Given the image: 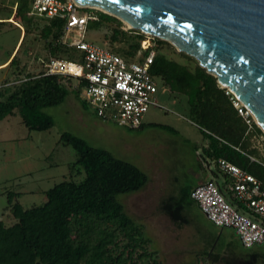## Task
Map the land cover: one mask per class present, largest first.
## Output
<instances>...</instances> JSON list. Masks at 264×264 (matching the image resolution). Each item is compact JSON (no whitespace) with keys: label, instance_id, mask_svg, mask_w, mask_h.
Masks as SVG:
<instances>
[{"label":"trees","instance_id":"1","mask_svg":"<svg viewBox=\"0 0 264 264\" xmlns=\"http://www.w3.org/2000/svg\"><path fill=\"white\" fill-rule=\"evenodd\" d=\"M15 6L8 20L24 28L25 38L34 17L46 20L41 35L48 47V57L76 60L81 56L76 48L62 42L66 32L64 19L31 15L33 0H19ZM97 12L98 20L90 21L88 26L92 23L98 29L115 20L119 24L112 31L111 41L116 43L128 37L123 22ZM129 31L136 35L137 42L127 49L112 51L133 58L141 50V43L142 48H147L150 41L138 30ZM153 42L155 50L156 42L162 46L165 41L154 38ZM181 54L195 66L156 52L151 72L163 80L170 92L186 96L192 122L209 140L202 157L215 163L220 174L219 160L223 159L264 182V158L253 148V139L263 136V131L252 118L249 124L239 113L233 104L236 97L228 89L222 88L196 60ZM16 61L17 55L9 65ZM27 78L12 90L0 91V122L16 111L30 131H44L53 125V120L43 110L60 104L71 92L58 78L44 75L43 70ZM73 92L79 95L78 90ZM155 126L178 135L172 127ZM61 140L74 146L78 157L71 169L82 179L56 184L45 192L47 202L41 207L24 209L18 201L14 202L17 193L8 194L10 214L15 221L10 226L0 221V264H162L157 251L150 248L151 240L144 228L128 215L119 199L120 195L141 190L149 178L146 172L72 135L63 134ZM196 186L185 188L179 198L171 196L163 201L162 209L173 221L183 218L185 206L194 202L191 193ZM213 226L215 229L207 233L199 232L207 244V256L220 260V241L226 237V228ZM225 246L231 254L238 255L232 241ZM251 256L263 259L260 264H264V255Z\"/></svg>","mask_w":264,"mask_h":264},{"label":"rangeland","instance_id":"2","mask_svg":"<svg viewBox=\"0 0 264 264\" xmlns=\"http://www.w3.org/2000/svg\"><path fill=\"white\" fill-rule=\"evenodd\" d=\"M17 1L0 0V63L6 61L18 46L12 57L17 55L16 64L9 71L0 73V91L12 90L23 78L38 74L42 70L40 61L49 54L41 35L46 20L34 17L26 38L21 25L7 20L14 13ZM82 12L99 15L90 9ZM118 24L112 20L111 24H103L97 29L91 23L83 39L110 50L127 49L137 42L136 35L130 33V28L124 24L123 30L128 37L113 43L112 31ZM169 44L165 41L160 46L156 42V52L192 68L195 66ZM4 83L8 85L3 86ZM157 85L156 98L164 109L151 107L140 130L99 119L73 92L72 86L67 87L71 93L63 103L43 110L53 120L48 129L30 131L17 112L0 123V221L7 226L15 221L10 214L9 193H23L14 202L18 201L24 209L41 207L47 202L44 191L65 180L82 179V175L71 169L78 157L74 146L61 140L63 134H69L146 172L149 177L147 186L132 194L120 195L119 199L128 215L144 228L151 240L150 248L157 251L162 264H240L237 261L240 256L264 255V246L244 248L238 239L230 237L234 231L226 229L223 231L226 237L220 241L222 258L215 260L207 256L208 247L199 232L204 234L215 227L195 202L185 206L184 217H178L177 222L162 209L163 201L171 196L179 198L185 188L210 179L222 182L223 177L218 174L215 163L202 157L203 147L209 140L192 122L186 96L170 92L162 79H157ZM156 124L172 127L178 135L164 131ZM212 171L218 174L216 178L211 177ZM227 238L233 242L238 255L231 254L229 247L225 246Z\"/></svg>","mask_w":264,"mask_h":264},{"label":"built area","instance_id":"3","mask_svg":"<svg viewBox=\"0 0 264 264\" xmlns=\"http://www.w3.org/2000/svg\"><path fill=\"white\" fill-rule=\"evenodd\" d=\"M85 9L99 11L81 7L73 0H33L30 14L64 19L66 32L62 42L81 55L76 60L55 57L41 60L44 75L56 77L64 86L78 90L81 100L104 122L138 130L151 107L164 109L156 98L157 79L161 78L151 72L156 56L152 43L155 37L147 35L150 45L147 48L141 45L133 58L88 43L83 36L89 22L98 17L82 12ZM27 80L26 77L21 81ZM233 104L249 124V118L255 122L237 97ZM253 143L264 154V135L254 138ZM251 160L257 161L254 157ZM219 168L226 177L222 184L215 179L200 183L191 198L213 225L233 230L244 248L264 246V182L227 160H219Z\"/></svg>","mask_w":264,"mask_h":264},{"label":"water","instance_id":"4","mask_svg":"<svg viewBox=\"0 0 264 264\" xmlns=\"http://www.w3.org/2000/svg\"><path fill=\"white\" fill-rule=\"evenodd\" d=\"M73 1L196 59L235 91L264 132V0Z\"/></svg>","mask_w":264,"mask_h":264},{"label":"crops","instance_id":"5","mask_svg":"<svg viewBox=\"0 0 264 264\" xmlns=\"http://www.w3.org/2000/svg\"><path fill=\"white\" fill-rule=\"evenodd\" d=\"M8 20V19H7ZM22 37V36H21ZM21 39V38H20ZM20 42V41H19ZM19 44V43H18ZM18 47V46H17ZM17 47L15 48V50L13 51V53L9 56V58L6 60V61H4V62H1L0 63V73L2 72V71H5V70H7V71H9L8 69H10V65H8V63L10 62V60L12 59V57L14 56V54L16 53V50H17ZM3 74H1V76H2ZM1 84V83H0ZM6 85H8V84H6V83H4L3 84V86H6ZM0 87H1V85H0ZM66 99V98H65ZM65 99L61 102V103H63L64 101H65ZM60 103V104H61ZM60 104H58V105H60ZM58 105H56V106H58ZM16 113V111L13 113V114H11L10 116H8L6 119H4L3 121H1L0 123H3L5 120H7L8 118H10V117H12L14 114ZM9 121V120H8ZM144 124V123H143ZM9 127H11V126H9ZM144 127V126H143ZM142 127V128H143ZM141 128V129H142ZM7 129H8V127H7ZM138 130H140V129H138ZM254 144V143H253ZM253 148L258 152V156L259 157H262V158H264V154H262L258 149H256L255 148V145H253ZM57 166V165H56ZM57 168V167H56ZM217 168V167H216ZM210 169V168H209ZM69 171H71L70 170V168H69ZM217 172H218V174L219 175H221L220 173H219V171L217 170ZM218 174L217 173H215L214 171H212V178H216L217 176H218ZM223 178H224V176L223 175H221ZM149 183V178H148V181H147V183H146V185L142 188V189H144L146 186H147V184ZM200 183H203V182H200ZM200 183H198L197 185H199ZM141 189V190H142ZM46 191H48V190H46ZM46 191H44V192H46ZM140 191V190H139ZM32 193H34V192H32ZM23 193H18V197H17V199L18 198H20L21 197V195H22ZM234 234H232V239H237L236 238V236H234L235 235V232H233ZM229 242H231L229 239H227ZM228 241H227V243H228ZM237 261H239V263L240 264H249V263H251V264H260L262 261H263V259H261V258H253L252 256H249V258H243L242 256H240L239 257V259L237 260Z\"/></svg>","mask_w":264,"mask_h":264},{"label":"bare ground","instance_id":"6","mask_svg":"<svg viewBox=\"0 0 264 264\" xmlns=\"http://www.w3.org/2000/svg\"><path fill=\"white\" fill-rule=\"evenodd\" d=\"M95 8H96V7H95ZM125 25H127V26L130 28V25H129L128 23H126ZM67 38H68L69 40L72 38V33H71V32L67 35ZM220 84H221V86H223V87L229 89L230 92H233V93L236 95L235 91L231 90L227 85H225L224 83H221V82H220Z\"/></svg>","mask_w":264,"mask_h":264}]
</instances>
